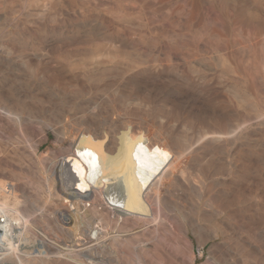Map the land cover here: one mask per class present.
<instances>
[{"label": "rangeland", "instance_id": "1", "mask_svg": "<svg viewBox=\"0 0 264 264\" xmlns=\"http://www.w3.org/2000/svg\"><path fill=\"white\" fill-rule=\"evenodd\" d=\"M152 1L148 0L147 2L142 3L141 0H137L138 2L137 5L136 4L137 2L135 3V0H133V3L138 8H140V10H138V12L137 11L133 12V10L130 11V13H127L125 15L128 18V20L125 17L124 19H121L122 21L119 20L117 17H116L117 19L114 18L115 16L113 17L110 10L106 9L105 7L103 8V6L97 3L94 4V2L93 3L91 2L90 3L91 6H89L90 9H88L89 13L91 11L90 14L88 13L89 15L87 14L88 10L85 12L86 14L84 15L77 13V16L76 13L71 14L70 12L68 13V11L66 12V10H62L56 13L55 18L54 16L51 17L55 19L54 22L52 21L53 19L49 18L50 16H47L44 20H41L42 22L41 21L37 22L38 24L40 23L42 27L45 26L47 23V25L45 26L46 27L45 30H43L44 28H41V25L40 24L38 25L37 23H35L34 25L33 23L32 25L29 23L28 25L27 21L25 20V16L21 14L18 15L16 14L15 17L21 19L19 21H21L22 23L21 22L18 23V27L15 28L16 29L15 32L23 33L24 30L29 31L30 29L31 32L32 31L36 32V30H38L37 32H39V30L41 31V29L42 31H47V32L49 30L47 34L51 33L49 34V39L50 38L52 39L53 37L52 39L54 40L53 44L63 43L66 46L69 45V47L73 46L71 44L74 45L76 44L77 46L80 45L79 47L84 48L86 50L85 52H88L87 46L88 47L95 46L96 42H98L96 45H98L99 43L102 44L106 43L105 45L112 44L114 45L112 48H115L118 45L120 48L119 47L117 48H119L120 50L122 48L124 49V47L126 48L127 46L128 47L126 48V50H129L131 47H133L139 51L156 49L154 50V52H156L160 49L161 52L158 55L154 54V56L151 57H155L157 60L162 61L164 64L163 66L164 67L166 66L165 68L169 66V68L165 70V68L162 67L163 69L159 71L158 76L162 77L163 75L164 78L162 77L160 79H158L159 78L158 76H157L158 78L149 79L150 77L146 75H141V76L130 75L122 79L123 78L121 75L122 73H120L119 70L117 71L118 76H116L115 74L117 73L116 72L114 73L116 69L100 67L102 70L98 68L93 71L94 73L91 72L87 74L86 77L84 76L85 78L82 77L81 78L82 82H80L81 80H79L76 77L74 79L68 77L65 81L66 83L65 86L62 89H60L61 86L58 88L56 83H55L56 85L52 84L55 81L51 82L49 80H44L43 78L46 79V76L44 74L43 77L42 73L39 72L38 74L35 73L34 72L35 66L30 60H28L27 58L25 59L19 57L20 59L18 58L17 60L19 61H17L12 56V52L10 51L9 46L8 45L3 46L0 44V54H1L0 55V109H1L0 120L1 118H3V120L0 121V140L1 141L4 140L5 142H8L7 144L9 145V148H12L14 150L16 149L15 151L16 153L9 151L10 153H12L14 157L13 159L22 158L21 160H24L25 158H27L26 156H24L26 154H23L24 150L26 151V153L27 152L34 153V159L39 169V172L37 173L38 175L36 174L34 179L38 180L39 175L40 176L43 175L45 179L49 178V181L51 182L52 185L51 189L53 188L52 190L54 191V187H56L55 183L57 184L61 183L60 188L62 187L63 176L53 172L52 169L51 170L47 169L50 167L49 165L50 162H53V159L56 160V158L59 157L58 154L60 153L64 154L66 153L65 150H71L73 148L74 139L76 140L80 139V141L84 140L85 141L84 143H86L87 145L89 143L88 141H90L91 139H96L97 135L102 134L105 136L108 134L110 135L111 133L112 134L115 133L114 135L117 136V133L120 132L121 130L119 124L118 126H115L116 129L114 128L113 130L114 132L111 130H106L105 128H107V126L110 124V121L112 119L120 118V116L125 114L124 117H126V119L130 118L138 121L141 124V129L139 130H141L140 132L142 133L140 134L143 135V138L144 136L148 138V139H144L143 143L148 144V142L151 140L150 141L151 146L153 149L155 148L154 154L156 153V151H158L157 153H162L165 156L168 153L167 158H169L170 155L169 159H175L177 161V164L179 165V168L182 167L180 168L181 170L189 172L188 169H190L191 174H193L192 176L195 177L198 176L196 178L194 177V179H196L195 181L197 182H199L200 180L204 181V182L200 181L201 182V183L199 182L200 184L193 185L196 188H198L196 190L191 185L189 186L188 185L186 186V184L182 185V182H180L178 178L172 177L171 180H169L168 184L165 187L163 186L164 188L161 189L162 192L161 196L168 197V198L166 197L164 198L166 199V201L170 200L168 201L169 203H172V201L175 200L173 201V204L176 202L179 204V206H183L185 204L184 207L186 208H189L190 206V208L192 207V209L194 208L195 210L197 208L198 210L201 209L205 210L206 208L209 207L211 210L215 211L213 212V217H214L213 220L215 221L216 219L218 221V223L217 221L215 222L213 221V225L211 226L206 225L207 229L205 228V225L203 223L202 224L204 226L199 225L200 227L203 226L201 228L196 226L198 233H196L197 237H195L190 233L189 234L186 233L187 234L186 236L184 231L187 229L186 227L189 221L187 220L186 223L185 220L182 219V222H180L181 224H179L182 233H180L178 236L179 247L181 248L180 249L179 247L177 248L179 249L177 250L178 253L176 256L177 258L176 257L172 258L173 260L170 258H169L170 260L168 259L170 261L169 263H172L171 261H173L174 264H183L184 262L186 264H191L192 262H194L195 264H264V102H263L264 101V65L260 64L261 67H259L257 62H255V64H252L254 63V57H251L252 58L251 60L249 58L250 55L255 56L256 58V56L259 55L260 53L259 50H261L262 44L264 45V39H263L264 29L262 30V28H264L263 25L264 0H155L153 2ZM226 1L228 2L226 3ZM91 8L94 9L93 12ZM244 10L245 13L243 12ZM250 11L252 12L250 13ZM253 12L254 15L252 14ZM255 12L257 13V15L260 14L263 20L259 19L260 15L257 16ZM131 13L135 14L136 16H138L139 13V18L138 17L136 18L135 15H132ZM248 14L251 16L253 15L252 17L251 16L250 17L254 21L251 22L254 26L251 25L250 27V21L252 20H250ZM240 15L241 16L244 15V16L241 17ZM246 16H247V21H246ZM254 16L256 18L259 17L257 18L259 21H256L257 19L254 18ZM132 17L135 19V21L133 20ZM129 18H132V20ZM113 19L116 21H114ZM129 20L133 23L129 22ZM177 20L179 21L177 22ZM238 20L240 21L239 23H242V21L244 20L243 21L244 23H242L244 25L239 23L237 24ZM260 20L263 23L262 22L260 23ZM136 21L138 23L140 22L141 25L140 23L138 24ZM256 23L258 24L260 23V24L257 26ZM130 25L133 26V28L130 27ZM260 25L263 27L261 28ZM25 26L26 28L28 27V29H26ZM37 26L40 29H38ZM51 26L52 28L49 29ZM6 27H9L8 30L9 29L13 30V27L10 24H7L5 28ZM127 27H129L128 29H130V31L132 29L133 31L130 32L128 30L129 31L128 32ZM257 27H260L261 29ZM68 31L70 35L66 34V32L68 33ZM195 31L197 33L198 32L200 33L195 35L196 34ZM62 32L66 35H64ZM52 33L58 34V36H54V34ZM86 35L88 36V38ZM211 36H213V38ZM89 41L91 45L87 44L89 43ZM215 44H217V47ZM218 44H220L219 47ZM177 48H179V50H177ZM218 48L220 49V51ZM162 49L164 51L169 50V52L166 53ZM248 53L250 55H247ZM82 56L73 55L71 59L73 61H77ZM121 56L122 55L119 56L118 58L119 60L124 59V57ZM245 57L247 58L245 59ZM248 58L251 64L248 65H250L251 70H253L251 72L248 71L246 72L247 66H244L245 63H248L247 62ZM26 64H28V66ZM189 65H191V67H189ZM241 65H243V67ZM253 65L254 66L258 65L257 67H255V69H258L257 70L258 73L255 71V69H252L254 68ZM244 67H246L245 68L246 70H244ZM52 68H54L53 70L59 71L61 67L58 64H55V66ZM194 69L199 71V74L196 73ZM109 70L111 71L109 72ZM22 71L25 74H23ZM28 73L31 79L33 80L29 79V75H27ZM249 73L250 74L253 73L255 75L251 76ZM31 74H34V76L33 75L31 76ZM40 74L42 77L40 76ZM111 74L112 75L114 74L115 76H112ZM24 75L26 77H24ZM199 75L201 78L199 77ZM38 76H40L42 78L41 80L43 82L45 81V83L39 84L42 81L38 79L40 78ZM176 77L177 78L180 77V78L176 79ZM203 77H205L204 78L205 80L202 79ZM76 79L79 82H76L77 81ZM137 79H139L142 84ZM145 79L153 80V82L152 81L149 82L148 80V82L151 84L145 85L147 82ZM171 79L173 80V84L171 83L172 82ZM111 80L113 81V84ZM197 80L199 83L197 82ZM201 80L202 82H200ZM47 81H49L51 84H49V82L47 83ZM83 81L87 82V85L88 84L89 85L87 86L86 83H83ZM114 81L116 82L119 81L120 83H118L117 85L116 82ZM142 81L145 83H143ZM154 82L155 84H153ZM107 84H111V85H107ZM167 84H171V85H168L167 88L166 86ZM133 85L136 88L138 86L140 87L139 89L138 88L136 89L133 88ZM25 86L28 88H26ZM45 86L46 88L44 90ZM122 86H124L123 87L124 89L122 88ZM148 86H154L151 87L154 89L152 90ZM47 87H50L51 91ZM143 87H145L147 91L150 92L152 91L153 94H156L157 96H160L163 99L165 98L167 101L168 108L171 107L173 112L177 111L178 117L177 116L170 117L172 118L170 120L167 117L163 118L159 116L161 117L159 119L158 116L157 117L155 115L153 116L154 113L150 105L145 101L140 100L141 96L137 95L138 96L137 97L136 94H133L136 93V91L143 89ZM161 87H163V90H161L162 89ZM24 88H26V90ZM145 88L143 90H146ZM36 89L38 91H36ZM134 89L136 91H134ZM35 91L36 92L40 91V92L37 94ZM29 92L35 93L37 96L35 94L29 95ZM16 93H19L22 99ZM29 96H31L32 98ZM33 96L35 97L33 98ZM47 96L49 98H47ZM41 97H43V100L50 99L52 101L47 100L48 102L46 101L43 102V100H40L42 99ZM52 97L55 100H53ZM102 97L105 98V100L102 99ZM57 99L58 101H56ZM40 101H42L43 103H40ZM53 101L57 102L56 106L53 105L55 104V102ZM171 101L173 102V105L170 104L172 103ZM50 102L53 103L51 104ZM23 103L25 107H23ZM122 103H124V105H122ZM34 104H36V106L33 107ZM42 104L45 105L46 108ZM122 106L123 109L121 110ZM174 106L177 108H175ZM28 107L30 109H28ZM48 107H51L53 111L51 108ZM149 107L152 111L148 109ZM173 107L175 108V110ZM251 107L254 108L252 109ZM34 108L36 110H34ZM47 108L48 110H45ZM112 108H115L113 109L114 111L113 110L111 111ZM7 110L9 112H7ZM42 110L43 112L41 113ZM130 110L132 111L130 112ZM132 112L134 113V115L132 114ZM35 113L36 115H39V117L36 115L33 116V114ZM84 113L87 115L83 116ZM129 113L132 115H129ZM95 115L96 116L98 115V117H96ZM28 117H30L31 120L28 119ZM94 119H96L98 123ZM189 119L192 120V122L194 120V122L193 123L191 122L192 124H190ZM7 120L8 122L10 120V123H12V127L14 129H11V127L8 126V124L5 122ZM185 120L189 121L188 125L185 123L186 122ZM25 121L26 123L29 124L24 123ZM203 121L207 123V124L204 123L207 126L203 125ZM57 122L59 123L61 122L60 124L61 126ZM98 124L101 126V128H103L102 130L100 128H97L100 127ZM208 124H210L211 126ZM56 126L58 127L56 128ZM93 126L95 128H93ZM205 127H210L213 130ZM98 130L100 131L101 134L97 133ZM147 130L148 132H145ZM210 131L212 133H210ZM204 132L207 133L205 134ZM152 148L151 150H153ZM189 151L190 153H188L189 155H187L186 153ZM177 152H179L180 154ZM0 155L3 156L4 155L3 152H1ZM1 156H0L1 158L0 161L2 160ZM44 159H46V161L45 163H42ZM180 159L183 161L181 162ZM192 163L195 164V166H192ZM195 169L197 171L194 174ZM177 172L179 173L180 170H178ZM21 175H22L21 177H25L24 173H22ZM3 176L4 175L2 174L0 175V183L3 182L5 183L6 181L12 182L13 185L17 186L16 194L18 195V198L20 200H23L22 195L19 194L20 192L17 191V189L21 186L27 185L25 182V178L13 180L12 178L10 179L6 176L4 177ZM172 182L175 184L173 185ZM171 185H173L172 187L175 189V191L171 187ZM179 185L182 186L180 187ZM183 186L184 187L186 186L185 189ZM182 187L185 191L183 190L181 192L182 189L180 188ZM188 187L190 188V191H188L189 189ZM166 188L167 190L168 189L169 190L167 191ZM178 188H179L178 191L180 193H178L176 190ZM191 190L193 192H191ZM172 191H174L175 194L174 193L172 194L171 193ZM176 192L178 195L176 194ZM196 193L199 194V196L197 195L198 197L195 196ZM168 194L170 195V199ZM185 194L186 196L188 194L189 195L186 197L184 196ZM192 194L195 197V199L194 197L193 199L197 204L193 202ZM175 195H177L179 199ZM181 197L182 198L184 197L185 199L191 197L192 200L188 198L189 201L188 200L186 201L184 198L182 199ZM51 198L52 199L49 198V200L45 203L42 202V207H44L47 210L55 211L62 208L61 205L59 204L60 202H66V200L68 202V199L62 198L61 200L60 198L59 199L56 198V196H52ZM190 201L191 203L192 202L194 203L193 204L194 206L196 204V207H193L191 203L190 205L189 204ZM19 203H23V201L22 202L20 201ZM205 204L206 205L210 204V205L206 206ZM202 205L203 207L205 206V208H203ZM17 206L18 209L21 207L20 204ZM219 208L220 210H218ZM221 209L223 211L222 214H220ZM229 212L232 214H230ZM214 213L215 214L217 213V215L218 214L219 215L217 216ZM243 213L246 214L245 216H247L245 220L248 219L250 220V221L248 220V222L250 223L249 228L241 227L239 223L236 224L237 220L243 219L241 218V216H239ZM190 217L188 216V218ZM230 223L232 224L235 223V225L238 224L239 225L231 226ZM53 224L54 222L51 223V225ZM226 224H228L229 226ZM14 225L16 226L18 224L17 223L15 224L14 222ZM182 225H184V228ZM42 227H43L42 225L39 226L40 229L44 230L45 228ZM212 229L213 230L217 229V231H214L215 235L212 232L213 231ZM238 229L241 231H239ZM221 230L224 231L222 232ZM21 231L22 230L20 229L19 232ZM234 231L237 232L239 231V232L237 233ZM15 233L16 230L13 231V234ZM211 233L214 236L210 235ZM220 233L221 234L223 233L224 235H221ZM22 236H24V238H26L27 241H25V239H23ZM22 236L21 235L14 236V239H12L18 245L21 243L22 246L19 245L20 250L21 248L24 250V248L26 247L31 249L30 243H32V241L33 243H35L34 241L38 239L37 236L32 234L31 231H29V229L28 231L26 230L25 233L22 234ZM204 237L206 238L207 241L206 243ZM208 237L210 239H208ZM222 238L223 239L225 238L224 241ZM228 238L230 239V242H228L227 240ZM198 240H204L203 241L204 245L203 243H201L202 241L198 242ZM179 252H182L180 253L182 255H180ZM11 257L12 258L9 257L10 259L8 260H7L8 256L6 258V261L10 262V264H12L14 260L13 256ZM243 258L245 259L243 260ZM190 259L192 261L189 263ZM180 260L181 261L185 260V261L181 262Z\"/></svg>", "mask_w": 264, "mask_h": 264}, {"label": "bare ground", "instance_id": "2", "mask_svg": "<svg viewBox=\"0 0 264 264\" xmlns=\"http://www.w3.org/2000/svg\"><path fill=\"white\" fill-rule=\"evenodd\" d=\"M147 1L148 0H141L142 3L147 2ZM153 1H155V0H153ZM91 2L92 3L94 2V4L97 3L101 6H103V8L105 7L106 9L110 10L113 17L115 16L114 18L117 17L119 20L124 19L126 17L125 15L127 13H130V11H132V10H133V12H136V11L138 12V10H140V8H138L133 3V0L132 1L131 0H117V1H114V0H0V44L3 46H5V45L9 46L10 51L12 52V56L14 57V59L17 60L20 57V58H25V59L27 58L28 60H30L33 63V65L35 66V68H34L35 73H37V74H38V72L42 73L43 77L45 75L46 79L43 78L44 80H49L51 82L55 81L52 84L56 83L58 88L61 86L60 89H62L65 86V84H66L65 81L68 77L73 78V79L76 77L79 80H81L82 77H84V76L86 77L87 74L93 72L94 70H96L100 67L109 68V69H116V71H114V73L115 72L117 73V71L119 70L120 73H122L121 74L123 77V78L121 77L122 79H124L125 77H128L130 75L131 76L132 75H140V76L146 75V76L150 77L149 79H151V78L155 79L158 77H159L158 79L162 78L163 75H162V77H160V76H158V74H159V71L161 69H163L162 67H164L163 62L157 60L155 57H151V56H154V54L158 55L161 52L160 49L156 52H154V50H156V49L139 51L133 47L130 48L131 50L130 49L126 50V48L128 47L127 46L126 48L124 47V49L122 48L121 49L122 51H121L119 49L120 47L118 45L117 46L115 45L116 47L112 48L114 46L112 44L105 45L106 43L105 44L99 43L98 45H96L98 43V42H96L95 46H89V47L87 46L88 52H85L86 50L82 47H79L80 45L77 46L76 44L75 45L71 44L73 46L69 47V45L66 46L63 43L53 44L54 43V40H52L53 37H52V39L51 38L49 39V34H51V33L47 34L49 32L48 29H47L48 32L42 31V29H41V31L39 30V32H37L38 30H36V32L35 31L31 32L30 31L31 29L29 31L24 30L23 33L15 32V30H16L15 28H17L18 23L21 22V21H19L21 19H18L15 17L16 14L17 15L21 14V15L25 16V20L27 21L28 25H29V23L31 25L33 23V25H34L35 23L40 22L41 20H44L47 16H50L49 18L53 19L52 21L54 22V20H55L54 18H55L56 13L60 12L62 10H66V12L68 11V13L70 12L71 14L76 13V16H77V13L83 14V15L86 14L85 12L88 9H90L89 6H91L90 5ZM136 2H137V0H135V3ZM227 2L228 1H226V3ZM136 4L138 5V2ZM91 10H92V12L94 11V9H92V8H91ZM239 10H240V8H239ZM245 10L243 11L244 13H245ZM248 12H249V10H248ZM248 12H246V13H248ZM251 12L252 11H250V13ZM88 13H89V10H88L87 14ZM90 13H91V11H90ZM104 14H105V12H104ZM252 14L254 15V12ZM132 15H135V14H132ZM141 15H140V17H141ZM256 15H257V13H256ZM258 15H260V14H258ZM53 16H54V18H51ZM128 16H129V14H128ZM242 16H244V15H242ZM247 16H246V21H247ZM250 16L251 15H249V18H250V20H252V21H250V27H251V25H253L251 22H254V21L251 18L252 16L251 17ZM255 16H254V18H256ZM135 17L139 18V13H138V16L135 15ZM132 18H129V19L132 20ZM237 18H238V16H237ZM257 18H259V17H257ZM259 19H262L261 15H260ZM127 20H128V18H127ZM133 20L135 21L134 18H133ZM114 21H116V20H114ZM178 21L179 20H177V22ZM243 21H242V23H244ZM256 21H259V20L257 19ZM129 22H131V21L129 20ZM239 22L240 21L238 20L237 24ZM261 22L262 21L260 20V23ZM131 23H133V22H131ZM242 23H239V24H242ZM245 23H247V22H245ZM7 24L12 25L13 30H10V29L8 30L9 27L5 28V26H7ZM117 24H119V23H117ZM121 24H120V26H121ZM248 24H249V22H248ZM256 24H257V26L259 25L258 23H256ZM46 25H47V23H46ZM140 25H141V23H140ZM242 25H244V24H242ZM45 26L42 27V25H41V28H44L43 30H45L46 29ZM125 26H127V25H125ZM130 27L133 28V26H131V25H130ZM262 27L263 26H261V28ZM25 28H26V26H25ZM51 28H52V26L49 29H51ZM124 28H126V27H124ZM128 28L129 27H127V31L128 30L130 31V29H128ZM257 28H260V27H257ZM26 29H28V27ZM38 29H40V28L38 27ZM53 29H56V28H53ZM254 29H255V27H254ZM263 29L264 28H262V30ZM131 31H133V29ZM55 33H57V32H55ZM58 33H59V31H58ZM199 33L200 32H198V33L196 32L195 35H197ZM52 34H54V33H52ZM66 34H69V31H68V33L66 32ZM66 34H64V35H66ZM54 36H58V34H54ZM201 37H202V35H201ZM211 37L213 38V36H211ZM87 38H88V36H87ZM205 39H207V38H205ZM87 41H88V39H87ZM261 41H263V40H261ZM77 43H78V41H77ZM79 43H81V42H79ZM110 43H111V40H110ZM120 43H122V42H120ZM216 43H219V42H216ZM87 44L91 45L90 41ZM215 45L217 47V44H215ZM219 45L220 44H218V47H219ZM235 46H237V45H235ZM262 46H263V48H262ZM262 46H261V50H259L260 53H259V55L256 56V58H255V56H252L249 53L247 54V55H250L249 56L250 60L252 59L251 57H254V63H252V62L251 63L255 64V62H257L259 67H261L260 64L264 65V45L262 44ZM117 47H119V48H117ZM220 47H223V46H220ZM177 50H179V48H177ZM219 51H220V49H219ZM164 52L168 53L169 50L164 51ZM242 52H243V50H242ZM79 54H81V55H79ZM82 54H83V56H82ZM73 55H78V56H82V57H80V59L78 58L79 60H77V61H73L71 59V57ZM120 55H122L121 57H124L123 60L118 59ZM246 58L247 57H245V59ZM249 58L247 60L248 63H245V65H244V66H247V68L244 67V70L247 69L246 72L247 71L248 72L253 71V70H251V67H250L251 64L249 62L250 61ZM17 61H19V60H17ZM167 63H169V62H167ZM21 64H23V63H21ZM55 64H58L61 67L59 69V71L53 70L54 68H52V67H54ZM240 64H241V62H240ZM248 64H250V65H248ZM26 65L28 66V64H26ZM241 66L243 67V65H241ZM257 66H254V68H252V69H255V67H257ZM189 67H191V65H189ZM167 68H169V66H167ZM167 68H165V70ZM17 70H19V69H17ZM257 70L258 69H255V71L258 73ZM29 71H30V69H29ZM110 71L111 70H109V72ZM20 72H21V70H20ZM195 72L199 74V71L195 70ZM22 73H23V71H22ZM104 73H105V71H104ZM174 73H175V71H174ZM253 73L252 74L249 73V74L251 76H253V75H255ZM23 74H25V73H23ZM190 74H191V72H190ZM27 75H29V73ZM32 75L34 76V74H31V76ZM51 75H53V76H51ZM91 75H93V74H91ZM115 75L118 76V73ZM115 75L113 74L112 76H115ZM40 76H41V74H40ZM40 76H38V77H40ZM95 76H96V74H95ZM24 77H26V76L24 75ZM41 77L38 79L41 80L42 79ZM51 77H54V78H51ZM199 77H200V75H199ZM179 78L176 77V79H179ZM204 78L205 77H203L202 79H204ZM29 79L33 80V79H31L30 75H29ZM139 79H137V80H139ZM191 79H193V78H191ZM35 80H37V79H35ZM70 80H72V79H70ZM148 80H146V81L148 82ZM49 81H47V83ZM127 81H128V79H127ZM151 81L153 82V80H149V82H151ZM159 81H161V80H159ZM76 82H79V81L77 80ZM80 82H82V80ZM111 82L113 84L112 80H111ZM114 82H116V81H114ZM120 82H121V80H120ZM120 82L117 81L116 84L118 85V83H120ZM134 82H136V81H134ZM139 82H140V80H139ZM147 82L145 85L151 84V83H149V82L147 83ZM197 82H198V80H197ZM200 82H202V80ZM41 83H45V81L44 82L42 81L39 84H41ZM83 83H86V85H87V82L83 81ZM143 83H145V82H143ZM164 83H166V82H164ZM171 83L173 84V80ZM23 84H24V82H23ZM49 84H51V83L49 82ZM153 84H155V82ZM156 84H157V82H156ZM42 85H44V84H42ZM70 85H73V84H70ZM107 85H111V84H107ZM168 85H171V84H167L166 85L167 88H168ZM19 87H20V85H19ZM68 87H69V85H68ZM123 87L124 86H122V88ZM139 87L140 86H138L137 88L139 89ZM148 87L151 88L154 86H148ZM163 87H161L162 88L161 90H163ZM26 88H28V87H26ZM26 88H24V89L26 90ZM45 88H46V86L44 87V90H45ZM47 88L50 90V87H47ZM54 88H56V87H54ZM133 88H136V87H134V85H133ZM144 88L145 87H143V89ZM158 88H159V86H158ZM83 89H84V87H83ZM87 89H88V87H87ZM143 89H140L139 91H136L134 89V91H136V93H133V92L132 93L136 94V96L137 95L141 96V98L139 97L140 100L145 101L146 103H148L150 105V107L154 113L153 116L154 115L156 117L158 116L159 119L161 117H163V118L167 117L170 120L172 119L170 117H174V116L178 117L177 111L173 112L170 106H169L170 108H168L167 101L165 98L163 99L162 97L157 96L156 94H153L152 91L151 92L147 91L146 88H145L146 90H143ZM151 89L153 90L154 88H151ZM52 90H55V89H52ZM80 90H81V88H80ZM89 90H91V89H89ZM36 91H38V90L36 89ZM13 92H14V90H13ZM39 92H36V93L38 94ZM11 93H12V91H11ZM16 94L19 95V97H20L19 93H16ZM30 94L32 95L35 93L29 92V95ZM234 95H233V97H234ZM14 96H15V94H14ZM48 96H47V98H49ZM57 96H59V95H57ZM29 97H31V96H29ZM34 97L35 96H33V98ZM25 98H26V95H25ZM41 98L42 99H40V100H43V97H41ZM52 99H53V97H52ZM102 99L105 100V98H103V97H102ZM47 100H43V102L44 101H46V102L52 101L50 99L48 101ZM53 100H55V99H53ZM37 101H38V99H37ZM56 101H58V99ZM56 101H53V102H55V104H53L55 106L57 104ZM43 102L40 101V103H43ZM33 103H34V101H33ZM44 104H46V103H44ZM170 104L173 105V102ZM25 105H26V103H25ZM122 105H124V103H122ZM149 105H147V106H149ZM34 106H36V104H34L33 107ZM43 106L45 107V105H43ZM23 107H25L24 103H23ZM30 107H31V105H30ZM150 107L148 109H150ZM48 108H51V107H48ZM48 108L45 110H48ZM124 108H125V106H124ZM175 108H177V107H175ZM175 108H174V110H175ZM28 109H30V108L28 107ZM55 109H56V107H55ZM113 109H115V108H112L111 111ZM122 109H123V106L121 107V110ZM34 110H36V109L34 108ZM121 110H119V111H121ZM52 111H53V109H52ZM131 111L132 110H130V112ZM7 112H9V111L7 110ZM42 112H43V110L41 111V113ZM90 112H92V111H90ZM85 113H86V111H85ZM85 113L83 114V116L87 115ZM121 113H119V114H121ZM132 114L134 115L133 112H132ZM132 114L129 113V115H132ZM178 114H179V112H178ZM34 115H36V113L33 114V116ZM129 115H127V116H129ZM36 116L39 117V115H36ZM124 116H125V114L120 116V118L112 119V120L110 119L111 120L110 124L108 126L106 125L107 128H105L106 126L104 127L106 130L113 131L115 126H118V124H119L121 127V130H120V132H118L119 129L117 130V132H118L117 136L114 135L115 133L114 134L111 133L110 135L108 134V135L104 136L98 130L97 133H100L101 135H97L96 139H91L90 141H88L89 143L87 145H86V143H84L85 142L84 140L80 141V139H78V140L74 139L73 140V148L71 150H65L66 153L58 154L59 157H57L56 160L53 159V162L49 161L50 167L47 169L48 170L52 169L53 172L63 176V182H62L63 183L62 184L63 189H62V187L60 188L61 183L60 184L55 183L56 187H54V191L52 190L53 188L51 189L52 185H51V182L49 181V178L45 179L43 177V175H41V176L39 175L38 180L34 179L35 175L39 172V169H38L37 164H36L35 159H34V153L27 152L28 153L27 154L26 151L24 150L23 154H26L24 156H26L27 158H25L24 160H21L22 158L13 159L14 157H13L12 153H10L9 151L16 153L15 152L16 149L14 150L12 148H9V145L7 144L8 142H5L4 140H2V141L0 140L1 141L0 142V147H1L0 153L3 152V154H4L3 156L0 155L2 157V160L0 161V171H1L0 175L2 174V175L6 176L10 179L12 178L13 180L25 178V182L27 184V185H25L23 183L25 186H21L17 189V191L20 192L19 194L22 195V197H23L22 198L23 200H20L18 198V195L16 194L17 186L13 185V183L9 182V181H6L5 183L4 182L0 183V264H10V262L6 261L7 256H8L7 260L12 258L11 256H13V258H14L13 262L14 263L12 262V264H162V263L172 264L173 261H171L172 263H169L170 262L169 260L172 258H175L178 254L177 250H179L181 248V247H179L178 236L180 233H182V231L180 230V225H179V224H181L180 222H182V219L185 220V222L187 220L189 221L187 224V227H186L187 229L184 231V233L185 234L190 233V234L194 235L195 237H197L196 233H198L196 226L200 227L199 225L204 224L205 228H206V225L207 226L213 225V221H214L213 220V218H214L213 212H215V211L211 210L209 207L206 208L205 210L201 209L202 211L198 210V208L196 210L193 208L194 209L193 210L192 207L190 208V206L188 204L187 205L189 206V208L184 207V205H185L184 203L187 200L189 201V199H191V197H188L189 199L188 198L185 199L183 197L186 201L183 203L184 204L183 206H179V204L177 202L173 204V201H175V200H173V201L171 200L172 203H169L168 201H170V200L166 201V199L164 198L166 196H164V197L161 196L162 195L161 189H163L168 184L169 180H171L172 177L178 178L180 180V182H182V185L186 184V186L187 185L193 186V185L200 184L203 180H200L201 181V182L199 181L200 183L195 181L196 180V179H194L195 176H192L193 174H191L190 169L187 168L190 173L188 171L186 172V171L181 170L180 168H182V167L179 168V165L177 164V161L175 159H169L170 155H169V158H167L168 153L166 156L163 155L162 153H157L158 151H156V153L154 154L155 148L154 149L152 148L151 143H150L151 140L148 142L149 145L147 143L146 144L143 143L144 139H148V138L145 136L143 138V135L140 134V133H142V132H140L141 130H139V129H141V124L136 120H133L130 118L126 119V117H124ZM159 116H161V117H159ZM96 117H98V115ZM112 117H113V115H112ZM85 118H87V117H85ZM255 118H256V116H255ZM28 119H30V117H28ZM96 119H94V120L97 121ZM208 119H210V118H208ZM1 120H3V118H1ZM36 120H37V118H36ZM173 120H174V118H173ZM40 121H42V120H40ZM92 121H93V119H92ZM180 121H182V120H180ZM5 122L8 124L9 127H11V129H14L12 127V123H10V120H9V122H8V120ZM191 122H192V120H190V124H192L194 122V120L192 123ZM24 123H26V121ZM57 123H59V122H57ZM93 123H94V121H93ZM97 123H98V121H97ZM185 123L188 125L189 121H186ZM204 123L205 122L203 121V125L207 126V125H205L207 123H205V124ZM26 124H29V123H26ZM60 124H61V122L59 123V125ZM200 124H202V123H200ZM210 124H208V125H210ZM200 126H202V125H200ZM57 127L58 126H56V128ZM120 127H117V128H120ZM93 128H95V127L93 126ZM97 128H100L101 130L103 129V128H101V126L97 127ZM205 128H210V127H205ZM210 129H212V128H210ZM115 132H116V130H115ZM145 132H148V130ZM210 133H212V132L210 131ZM81 136H83V135H81ZM146 136H148V135H146ZM212 136H213V134H212ZM151 148L153 150H151ZM164 149H165V147H164ZM190 151L187 153L185 152V153L187 155H189L188 153H190ZM177 153H179V152H177ZM45 161H46V159H44L43 162L42 161L41 162L45 163ZM182 161L183 160H181V162ZM198 162H200V161H198ZM180 166H182V165H180ZM189 166H190V164H189ZM192 166H195V164L192 163ZM194 168H196V167H194ZM178 170H180L179 173L177 172ZM196 171L197 170L195 169L194 174L196 173ZM22 173L25 174V177H21ZM53 175H55V174H53ZM196 175H198V174H196ZM196 177H198V176H196ZM178 179H176V180H178ZM195 182H197V183H195ZM172 184L174 185L175 183L172 182ZM178 184H179V181H178ZM173 185H171V187ZM168 186H170V185H168ZM179 186H176V187H179ZM183 187L180 188V189H182L181 192L185 189V187H184V189H183ZM193 187L196 190L198 189L195 186H193ZM166 190H167V188H166ZM176 190L178 193H180L178 191L179 188ZM1 191H2V193H1ZM174 191H175V189H174ZM174 191H172L171 193L173 194ZM188 191H190V188L188 189ZM177 192H176V194H177ZM191 192H193V191L191 190ZM184 193H182V194H184ZM186 194L184 196H186ZM177 195H175V196H177ZM197 195L199 196V194L196 193L195 196H197ZM52 196H56V198H58V199L60 198L61 200H62V198L68 199V202H67V200H66L67 203L59 201L60 202L59 204L61 205L62 208H60L59 210H55V211L47 210L44 207H42V202L45 203L49 200V198L52 199L51 198ZM193 197L194 196L192 194V199H193ZM166 198H168V197H166ZM177 198H178V196H177ZM169 199H170V195H169ZM194 199H195V197H194ZM194 199H193V202L196 203L194 201ZM20 201L21 202L23 201V203H19ZM193 202L191 203V201H190L189 204L191 203L193 205L194 204ZM18 203L21 205V207L19 209L17 206V205H19ZM179 203H181V202H179ZM176 204H178V205H176ZM196 204H195V206L193 205V207H196ZM203 205H202V207H203ZM208 205H210V204H207L206 206H208ZM198 206H199V204H198ZM199 208H201V207H199ZM203 208H205V206ZM218 210H220V208ZM222 212L223 211L221 209L220 214H222ZM201 213H204V214H201ZM218 213H219V211H218ZM230 214H232V213H230ZM201 215H203V216H201ZM215 215H217V213ZM245 215L246 214H244V213L239 215L243 219L237 220V221L235 220V221H236V224L239 223L241 227L249 228L250 227V223L248 222L249 219L245 220V218L247 217ZM188 216L189 217L191 216V217L188 218ZM192 216H195V217H192ZM198 216H199V218H198ZM239 219H240V217H239ZM215 221H217V220L215 219ZM14 222H15V224L17 223L18 225L15 226ZM52 222H54V224H53L54 226L51 225ZM217 223H218V221H217ZM230 224H231V226L235 225V223H233V224L230 223ZM41 225L43 226L42 228H45L44 229L45 231L39 228V226H41ZM220 225H222V224H220ZM220 225H218V226H220ZM226 225H228V224H226ZM238 225H235V226H238ZM182 226L184 228V225H182ZM203 226H201V227H203ZM214 227H215V225H214ZM205 228H203V229H205ZM220 228H223V227H220ZM238 228H240V227H238ZM20 229L22 230L21 232H19ZM28 229H29V231L32 232V234L37 236L38 239H36L34 241L35 243H33V241H32L33 244L30 243L31 249L26 247L27 249L24 248V250H23L21 248V250H20L19 245L22 246L21 243L18 245L12 239H14V236H19V235L22 236V234H24L26 230L28 231ZM15 230H16V233L13 234V231H15ZM241 230H242V228H241ZM241 230H239V231H241ZM214 231H217V229H214L212 232L214 233ZM234 232H237V231H234ZM187 234H186V236H187ZM210 235H212V233ZM214 235H215V233H214ZM214 235H212V236H214ZM221 235H224V234L222 233ZM228 236H226V237H228ZM22 237H23V239H25V241H27V239L24 238V236H22ZM243 237H245V236H243ZM52 238H53V240H52ZM179 239H180V237H179ZM208 239H210V238L208 237ZM224 239H223V241H224ZM204 240L206 243L207 242L206 238ZM204 240H198V242L202 241L201 243H203ZM227 240H228V242H230L229 238ZM29 242H31V241H29ZM29 242H26V243H29ZM180 243H182V242H180ZM203 245H204V243H203ZM178 247H179V249H177ZM182 252H179V254ZM241 254H243V253H241ZM180 255H182V254H180ZM245 258H243V260ZM182 261L184 262L185 260H182ZM191 261L192 260L190 259L189 263ZM193 263L194 262H192L191 264H193ZM183 264H186V263L184 262Z\"/></svg>", "mask_w": 264, "mask_h": 264}]
</instances>
